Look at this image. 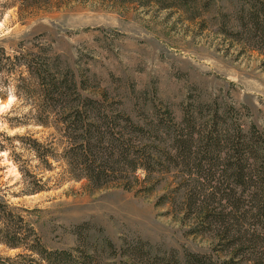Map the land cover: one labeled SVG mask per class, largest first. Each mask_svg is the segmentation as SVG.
I'll list each match as a JSON object with an SVG mask.
<instances>
[{
    "label": "rangeland",
    "instance_id": "1",
    "mask_svg": "<svg viewBox=\"0 0 264 264\" xmlns=\"http://www.w3.org/2000/svg\"><path fill=\"white\" fill-rule=\"evenodd\" d=\"M238 1L0 0V58L3 49L14 56L42 44L91 90H109L108 103L133 117L143 116L147 101L180 121L183 109L202 97L249 108L245 127L263 130L264 57L235 41L228 15ZM19 76L0 71V195L31 211L48 248L73 247V228L88 222L115 242L137 234L166 247L209 251L207 241L185 235L192 228L181 207L160 203L179 182L178 171L162 175L154 192L144 195L76 181L53 159L52 169L42 164L25 138L54 146L59 136L34 121L32 103L18 92ZM53 148L57 155L63 151ZM21 167L42 180L45 190L29 193ZM17 252L0 246V255Z\"/></svg>",
    "mask_w": 264,
    "mask_h": 264
},
{
    "label": "trees",
    "instance_id": "2",
    "mask_svg": "<svg viewBox=\"0 0 264 264\" xmlns=\"http://www.w3.org/2000/svg\"><path fill=\"white\" fill-rule=\"evenodd\" d=\"M231 7L235 41L264 57V0H239ZM0 71L10 76L19 71L18 92L32 103L34 121L59 136L54 146L63 149L60 155L52 144L22 141L42 164L52 169L53 159L76 181L144 195L176 170L180 180L160 203L181 207L192 228L185 235L209 243L202 253L137 234L115 242L104 228L85 222L72 230L73 247L50 249L31 211L0 195V246L18 251L0 255V264H264V129L245 127L249 108L200 97L177 121L170 110L160 114L146 101L143 116L133 117L108 103L109 90H91L42 44L14 56L3 49ZM20 172L30 180L29 193L45 190L27 169Z\"/></svg>",
    "mask_w": 264,
    "mask_h": 264
}]
</instances>
